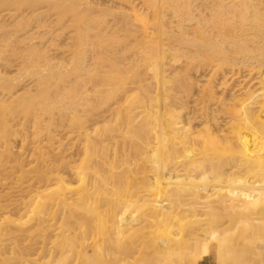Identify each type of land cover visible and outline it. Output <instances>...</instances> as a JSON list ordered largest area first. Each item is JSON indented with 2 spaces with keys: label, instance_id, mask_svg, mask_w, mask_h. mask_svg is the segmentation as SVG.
I'll list each match as a JSON object with an SVG mask.
<instances>
[{
  "label": "bare ground",
  "instance_id": "obj_1",
  "mask_svg": "<svg viewBox=\"0 0 264 264\" xmlns=\"http://www.w3.org/2000/svg\"><path fill=\"white\" fill-rule=\"evenodd\" d=\"M163 4L165 18L171 27L158 30L161 26L155 24V28L152 29L156 30L159 36H165V40L170 42L168 45L165 44L168 47L165 51L161 37L157 36V38L141 32L142 37L147 39L143 44H146L145 49L148 51L139 52L142 55L141 59L129 60L132 54L124 52L126 49L122 46L119 47L120 36L118 35L120 32L132 34L134 32L132 27L125 30L123 26L136 27L135 25L138 26V22L141 21L122 10L121 13L114 12L117 16H112L113 24L106 25V22L102 24L97 34H102V37L91 51L86 50L88 34L79 31L69 33L67 38L71 42L67 51L68 59L65 65L53 64L55 70L52 72L40 75L47 71L49 66L39 65L40 59H43L40 52L33 55L32 74L44 78L56 75L64 82L61 87L55 85L54 98H47L50 103H40V110H43V113L49 112L52 106L62 102L65 117L70 115V118L75 120L78 116L85 115L86 120L91 123V128L85 130L79 127L74 131L75 137L82 145V157L76 166L70 168L74 179L78 181V186L80 183L75 192L76 198L67 197L63 177L51 170L45 175L41 174L37 182L35 181L36 185L31 184L29 180V184L27 181L25 184L24 182L14 183L11 190L16 191L18 195L22 191V184L27 190L23 189V191L30 192L27 198L25 197L26 201L22 200L20 205L15 204V201L14 204L9 202V199L7 202L6 193L0 195V211L7 212L12 208L11 210L16 209L18 212L24 210L23 213H27L30 211L27 210L28 208H34L37 214V217L34 216L33 221L30 222H20L22 219L20 216L18 219L9 216L2 218L4 223L0 225V264H20V261L26 258L23 255H29V247L22 246L25 242L22 240L24 242L22 243L19 240L23 237L27 239L26 234L31 236L33 227L35 231L37 230L36 232L45 235L50 228V211L54 205H63V212L67 211L69 214L65 217L66 220L62 219L64 223H59L62 220L58 222L62 226L59 227V233L55 234L54 240L48 241L51 248L49 247L46 252L43 251L44 245V247L39 246L43 254L46 252V257L50 254L53 258L57 256L56 260L54 259L57 264H102L104 259L101 260L100 256L98 258L94 254L91 256L88 251L94 253L96 250L105 249V255L111 256V248L107 250L106 248L108 242L113 241L106 238L107 232L103 235L107 246L104 238L105 245L99 249L100 241L98 244L96 240H92V244L86 246L80 245V237L75 232L77 227L91 228L83 227L89 224L88 219L91 216L88 215L91 213L94 216L97 208L91 206L90 209V205L87 204L89 208L86 209L89 213L85 215L89 217L88 219L84 217L78 219L73 215L74 210L85 209L86 200H94L92 201L94 205L95 196L102 193L101 197L96 198V201L98 200L96 204L98 205L100 201L104 205L113 202L110 208H106V205L102 206L112 211V216L110 212L109 215L111 228L115 234L111 236L109 232V237L114 238L116 235L120 242L119 248L117 240L113 243H116L117 247L111 246V243L110 246L113 249L118 248L119 254L124 257L117 259L116 262L105 259L108 263L121 264L139 253L141 264H197L199 258L207 255L208 246H201V240L195 237L198 236L197 232H203L206 229L210 235L206 231L204 234L215 237L211 243L216 245V264H225L226 260L230 263L226 256L230 254L226 246L228 241L224 237L228 230L226 228V231L219 233V229L224 225L220 223L219 217L221 215L236 218L239 216L237 219H242L240 215H248L259 222L255 229H264L262 225L264 220V131H259L262 127L260 125L264 122L259 117L262 121L255 120V123L253 118L255 115L257 117L258 111L254 110V107L259 105L251 106V103L257 102L254 101L257 97L264 98V70L261 71L263 74L261 81L258 79L257 85L254 84L258 88H254L255 91L260 93L253 96L254 91L250 92V90V93L246 95L247 99H250L248 103L245 102L248 108L243 105L244 103L239 102V97L231 105L229 99L232 97L227 92V76L235 80L236 84V77L234 78V75L232 77L231 72L236 71V76L239 73L238 78L240 80L242 78V82L247 84L246 81L254 73L253 71L256 69L260 71V68L264 66V0H163ZM139 27L143 28V26ZM153 35L156 36L154 32ZM109 52H113L112 56ZM166 54L176 58L177 61L170 64L169 60L166 61L168 58ZM178 62L179 67L173 65ZM223 65L228 70L225 72L226 70L223 69L224 74L220 71ZM199 69L208 70L209 74H206V77L211 78L214 84L210 81L211 85H209V79L206 78L208 83L203 82L207 84L199 86L192 94L190 90L197 85L187 78L186 72L191 70V76L192 71L198 73ZM242 72L245 74L241 75ZM202 74H199L198 79L203 78H201ZM217 76L221 78L214 80ZM230 77L229 80H231ZM255 77L259 78V74ZM3 78V75H0V80ZM255 79H253L254 82H256ZM148 80L156 84L153 91H150ZM197 81L196 79L193 82L200 83ZM216 81L218 82L215 84ZM170 83H173V86H167ZM228 83H230L228 86L232 85L231 82ZM235 84L234 88H237L235 86L239 84ZM222 88V91L226 90L225 95H227L226 92L229 94L230 106L233 109L236 108L233 112L240 107L239 110H242L237 112L236 117L232 115L233 112L231 113L230 116H233L231 121L233 120L232 123L235 121L236 126L232 125L229 128L231 130L228 129L229 132L221 128L227 116L223 117L224 121L220 124L218 122L220 116L217 117L215 114L222 108H219L221 102L214 92L217 93V89L221 91ZM25 89L7 94L1 93L0 96L19 99ZM29 89L30 87H27L26 90ZM199 89L200 91L197 92ZM241 89L237 92L244 90V88ZM229 90L233 92L234 89L231 86ZM244 92L246 94L245 90ZM217 95L219 96L218 93ZM216 97L218 98L216 101L220 102L219 104L216 102L217 105ZM249 107L253 108L254 114L255 112L257 114L254 115ZM224 108H227V105ZM224 112H219V115H225ZM0 120L7 123L4 113L0 116ZM85 123L86 121L80 122L81 125ZM229 123L231 126L232 123ZM255 124L258 125L255 126ZM243 127L253 132L254 138L249 137L253 138L252 141L248 140V135L245 136ZM250 143L253 146L251 148ZM235 163L245 165L247 169L243 168L248 171H244L249 174L244 175L249 176L241 179L243 174H235V171H232L235 169L233 168ZM236 175L240 177H235ZM108 179L113 183L105 182L109 181ZM102 184L106 189H103V186L101 189ZM13 194L15 196V192ZM100 198L102 200H99ZM85 210H83L84 213H86ZM102 213H100L102 218L99 219L105 220ZM194 216L203 219L197 218L198 220L192 222L187 220ZM69 220H72V226ZM32 222L33 227L30 226ZM236 223L234 225L237 226L238 223ZM95 225L92 227L95 228ZM183 228H188L189 233L179 238L176 231ZM109 231L112 233L111 229ZM24 232L28 233L22 237ZM239 238L249 248L255 247L256 240L259 239V237L254 238L243 233L239 234ZM28 239L27 241H31ZM27 244L31 245V242ZM79 247L80 250H77ZM59 251L62 252L57 255ZM105 255L102 257L105 258ZM116 255L112 254V259H115ZM235 255L232 256H235L236 262L232 263L250 264L246 261L250 258L245 257L247 254H244V258ZM31 256L28 257L31 258ZM241 258L245 259L246 263H241L242 261H239ZM251 260L253 261L254 258ZM106 261L105 264H107Z\"/></svg>",
  "mask_w": 264,
  "mask_h": 264
},
{
  "label": "rangeland",
  "instance_id": "obj_2",
  "mask_svg": "<svg viewBox=\"0 0 264 264\" xmlns=\"http://www.w3.org/2000/svg\"><path fill=\"white\" fill-rule=\"evenodd\" d=\"M122 10L126 11L128 14L134 15L138 21H141V22H138V26L134 24L136 27H134V26H123V29H125V30L131 29V27H132V30H134V32H132V34L120 32V35H118V36H120L118 39L119 47L122 46L123 49H126L124 52H128V54L131 53L132 56L129 58V60L135 61L137 59L142 58V55L139 52H142L143 50L145 52L148 51L145 49L146 44H143L144 41H147V39L142 37L141 32H144V33L146 32L145 35L151 34L149 36L157 37L160 34L158 35L156 30L152 29L155 24L161 26L160 28H158V30L164 29V27H171L167 22L168 20L165 18V8H164L163 0H40V1H36V2H34L32 0H0V75H3V77H4L2 80H0V94L1 93L7 94L9 92H15L16 90H21L23 88L27 89V87H30L29 90L25 89L24 92L22 91L24 94H22L21 98H19V99H13L12 97H9V96H0V116H2V113H4L6 121H7V123L5 124L2 120H0V195L2 196L6 193L7 194L6 197L8 196V198L5 199L6 201H7V199H9V202L13 203L15 201L14 203L15 204L19 203V205H20V202L22 200L26 201L25 199L28 196L27 194L30 192L29 191H28V193L25 192L27 190L24 188L23 185L27 182L29 184V181H31L30 182L31 184L36 185L38 177H40L41 174H44V175L47 174L48 172H50V170L52 172L55 171L54 172L55 174L59 173V175L63 177L64 186L67 188L65 191L67 194V197L71 198V199L76 198L75 192L78 190L80 183L78 186V181H76L74 179V176H73L72 172L70 171V168L76 166L78 164V161L82 157V152H81L82 145L80 144L79 140H77V138L75 137L74 131H76V129H78L79 127H82L85 130L90 129L91 123L86 120L87 117L85 115L78 116L75 120H72L70 118L71 117L70 115L65 117L64 116L65 111H63V109H62V106H63L62 102H61V104H55L54 106H52V109L49 112L43 113L44 111L40 110L39 104L40 103H50V100L47 98L48 97L51 99L54 98L53 95L56 91L55 85L57 84L58 87H61L62 85H64V82L62 81L61 77H57L56 75L55 76H47L46 78L40 77V75L48 74L49 72H52L53 70H55V68H53V64L65 65V62L68 59V57H67L68 52L67 51L69 50L70 42H71L67 38L69 33L79 31V32H83V34H88V36L86 38V50L91 51L93 49L95 43L99 40V38L102 37V34L97 35L98 32H100V29H101L100 27L102 26V24L104 22H106V25L107 24L109 25L111 23L113 24L112 16H117L116 14H114V12L121 13ZM139 26H143V28H141ZM150 26H152V27H150ZM91 27H95V28L90 29ZM120 27L122 28V26H120ZM96 29H97V31H96ZM152 31L156 34V36L153 35ZM94 32L95 33L97 32L96 35ZM131 35H133V36H131ZM159 37L162 38L161 43H163V45H164V47H163L164 51L167 50L168 47H166L165 44L168 45L170 42H167L165 40V38H164L165 36H163V37L159 36ZM39 52L43 56V59H42L43 61L40 59L41 62L39 63V65L47 64L49 67L47 68V71H44L40 75H35V74H32V71H34L33 55H35ZM109 53L112 56L111 53H113V52H109ZM166 56L168 57L166 59V61L169 60L170 64L177 61L176 58H171L167 54H166ZM5 61H7V62H5ZM9 61H10V63H9ZM142 62H143V60H142ZM173 65L176 67H179L177 65H180V63L179 62L174 63ZM223 67H225V66L223 65L222 68L221 69L219 68V69H220V71H222L221 73L224 74L228 70H227V67H225V68H223ZM223 69L226 71L223 72L224 71ZM262 69L264 70V66H262L260 68V71H259V69H256L255 71H253L254 73L255 72H257V73H255V74L253 73L251 75V77L249 79H247V81H246L247 84L245 82H242L243 81L242 78H241V80L238 78L239 73L236 76V71L231 72V74H232L231 76L233 77V75H234V78L236 77V84H235V80H233L230 76H229L230 79L233 81L229 80V77L227 76L228 73H226L227 74L226 76L228 78V80H227V78L225 77L227 80V92L230 95L227 92H226L227 95H225L224 92L226 90L222 91L223 88L221 89V91L219 89H217L219 92L216 90L217 93L219 94V96L217 95L216 92H214V95L216 94V96L219 97V101L221 102V103L219 102L220 103L219 108L220 107L222 108V110H221L222 113L224 112L225 109H227V111L225 110L226 113L224 112L225 115H219L221 113L220 110L217 111L218 113L217 112L215 113L217 117L220 116L218 118L219 119L218 122H220V124H221V121L222 122L224 121L223 117L227 116L224 123L221 124V126H222L221 128L227 129L226 131L229 132V130H231L229 128H231L232 125H233V127L236 126L235 121H234L235 124L232 123L233 120L231 121V117H233V116H230L231 113L236 110V108L233 109V107L230 106L229 100H230V103L232 105L236 101V99L239 97L238 98L240 100L239 102L244 103L243 105L248 108V105H245V102L248 103L250 101V99L248 98L249 99L248 100L246 95L249 94L250 92H253V91H254L253 96L260 93L258 91H255V89H258L255 87V85H257L256 84L258 82L257 80L258 79L260 80V78H262V75H263L261 72ZM200 71H201V69L198 70V73H196L195 71L194 72L192 71L191 76H190L191 70L188 71L189 74L186 72L187 78H189L193 84L197 85L196 88L192 87V89L190 90V92L192 94H194L195 90L198 89L199 86L201 87V86H203V84L206 85L208 82H209L208 84L211 85L210 83L214 82L211 80V78L209 79L208 76L206 77V74L207 75L209 74L208 70L206 71L204 69V71L203 70L201 72ZM201 73H203L201 75V78L202 77L203 78L200 80V78L198 79V77H200L199 74H201ZM193 74L196 75V77ZM240 74L244 75L245 73L242 72ZM258 74H259V78L255 77V76H258ZM220 76H222V74ZM220 76H217V78L215 77L216 79H214V80L221 78ZM147 77L148 76H146V78ZM206 78L209 79V81L205 80ZM237 78H238V80H237ZM252 78L253 79L256 78L255 79L256 82H254V80ZM196 79L200 83H196V82L194 83L193 81H195ZM239 81H241L240 84H239ZM148 82L150 84L149 85L150 91H153L156 84L154 82H151L150 80H148ZM203 82H207V83H203ZM217 82L218 81H216L215 84ZM228 82H231V84H232L231 86L236 92L233 90V92H234L233 93L232 90L231 91L229 90L231 86L230 85L228 86V84H230ZM234 84L235 85L239 84V86H235L237 88H234ZM243 84H244V86H243ZM167 86H173V83H170ZM243 88L246 91V94H245ZM82 89L83 88H81V90ZM200 89L197 90V92L200 91ZM240 89L243 90V91H241L242 95H241V92L240 93L237 92V91H240ZM84 90H85V87H84ZM92 94H93V92H92ZM90 95H91V92H90ZM228 95L231 96L232 99H229ZM226 96L228 98H226ZM217 97L215 99V103L216 102L218 103V101H216V100H218ZM240 98H242V99H240ZM258 98L259 97L254 99V101L255 102L257 101V102L251 103V106H252V104L253 105L254 104L259 105V107L254 105L255 106L254 110L257 109L258 114L260 112V115H258L257 112H255V114H257V117H256V115L254 114L253 108L251 109L249 107V109L253 110V114L255 115V117L253 118L254 121L255 120L256 121L257 120L262 121V119H263V122H264V112H263L264 111V106H263L264 105V98H261V97H260V99H258ZM261 102H263L262 105H260ZM217 103H216V105H217ZM223 104H224V106H223ZM226 105H227V108H224V107H226ZM249 106H250V104H249ZM228 107L231 109H229ZM260 107H262V108H260ZM240 108H238V110L236 112H233L232 115H234L236 117V115H238L237 112H242V110L241 111L239 110ZM261 109H263V111ZM229 110H230V112H229ZM227 112L230 114H228ZM253 114L250 116L251 118L253 117ZM228 116H230L229 119H228ZM235 117H234V120H235ZM259 117L262 119L260 120ZM68 118H69V120H68ZM226 120H227V124H226ZM82 121H86V123L81 125L80 122H82ZM256 121H255V123H256ZM229 122L232 123L231 126H229V124H230ZM257 125L255 124V126H257ZM241 126H242V123H241ZM260 126H262V127H260L261 129L259 131L263 132L264 131V123H263V125H260ZM97 127H99V125H97ZM243 130L246 133V135H245V133H244V135L245 136L248 135V138L254 136V134H252L253 132L251 130L249 131V129H247V128L245 129V127L242 128V131ZM250 134H251V136H249ZM253 138H249L248 140L250 141V139H251V141H252ZM249 145L251 148V146H252L251 143ZM238 163L240 164V162H238ZM232 164H233V162L230 163L231 166H232ZM233 166H235V167H233L235 169L232 170L233 168H231V170L235 171V174H237V175H238V173L243 174V175H241V177H242L241 179H243V177L245 176L244 174L248 173V172H245V171H248V170L244 169V168L247 169V167H245V165H238L235 163ZM227 167L229 168V166H227ZM88 172H92V171H88ZM248 174L244 178L249 176ZM237 175L235 177H240ZM23 182H24V184H22V186H21L22 191L19 192V195L16 193V191L11 190V188L14 187V183H23ZM105 182L113 183V182H111V180H109V181L106 180ZM102 186H103V189H106V187H104L105 186L104 184L101 185V189H102ZM99 188H100V186H99ZM23 189L25 191H23ZM98 191H100V190H98ZM13 192H15V196H14ZM102 195H103V193L98 195V196L101 197ZM98 196H95V202H94L95 206L93 205V202H92L94 200H91V199L86 200V203H85L86 205L87 204L90 205V209H91V206H93V208H97V209H95L96 211H94L95 217L90 213L88 216H91V218L88 219L89 217H87L85 215V214H87V212L89 213L88 209H86V208H89L88 207L89 205H87V207L85 205L86 210L85 209H82V210L78 209L76 211L74 210V214H73L78 219H82L83 217L88 219L89 224H92V225L96 224L95 228H93L92 225L89 226V224L88 225L85 224L83 228H86V227H89V228L91 227V228L90 229H88V228L80 229L77 227L75 232H76V235H78L80 237V239H79V242H81L80 245L86 246L87 244H92V242H91L92 240H96L97 243L99 244V241H100V244L98 245L99 246L98 249L103 247V245H105V244L107 246L106 238H109V240L112 239L111 241H113V242H108L109 248L108 247L106 248V246L104 247V248H106V250L111 248L110 249V250H112L111 256L105 255L106 254L104 251L105 249H103V250L100 249L101 251L96 250L94 253L90 252V250L88 249L89 250L88 254L90 253L91 256L93 254L97 255L98 258L101 257V260L104 259V260H102V264H105V261L109 260V259H111L113 261L115 260V262H116V260L121 258L122 255H120L118 252V248L120 247V242L117 240V237H115L116 235H114V238L113 237L110 238L111 236H113V234H115V233H113L114 232L113 228H111L112 227V224L110 222L111 217L109 215V212H110L109 208L112 207L111 204L113 202L106 203V201H104L106 203L105 204L106 206H105L104 203H102L100 201V202H98V205H97L96 203L98 200L96 201V198H98ZM92 199H94V198H92ZM10 200H12V201H10ZM16 200H18V201H16ZM90 200H91V202H90ZM99 200H102V199L100 198ZM102 205L105 206L106 208L109 207L108 208L109 210L104 208ZM96 206H98V207H96ZM63 208H64L63 205H54L52 207V209L50 211L51 212L50 213V219L51 220L49 223L50 228H49V231H47L48 233L46 232L45 235H42V234H40V232L39 233L36 232L37 230L36 231L34 230L35 228L33 226H31L33 224V222L31 224L29 223L30 226L34 228V229L33 228L31 229V230H33V232L30 233L31 236H28L29 234H26L27 239L29 238L31 241H27V239H25L26 237L25 238L23 237V236H25L24 235L25 233L30 232V230H29L28 232H24L22 235L23 239L21 238L19 240L22 243L25 242L26 245L25 244L22 245L21 242H19V243L22 246L29 247L28 252H30L31 254L29 253V255H27V254L23 255V257H26V258H23L20 261V264H22L23 262H24V264H26L25 262H28L27 264H31V263L32 264H45V263L46 264H57L54 261V259L56 260V258H57V256H55V254H53V256H55L53 258L51 254L48 257H46L47 255H45V253L47 252V249H49V247L51 248V244L49 242H52L54 240L53 238H55L54 237L55 234L59 233V229H60L59 227L62 226L59 223H62V222L64 223V221L62 219H65V217H67L69 214L67 211L63 212ZM11 209H10V211H7V212L0 211V225L2 223H4V220L2 219L4 216H9L13 219H18L20 216V217H22L20 222H30L34 216L37 217V214L34 212V208H28L27 210H30V211L27 213H23L24 210L18 212V210H16V209H14V210H11ZM103 209H105V210H103ZM83 210H85L86 213H84ZM101 210H103L106 213V215H105V213H102L103 211H101ZM106 211H108V212H106ZM100 213L103 214V217L105 220L99 219V218H102V215L100 217ZM107 213H108V215H107ZM111 213H112V211L110 212V214ZM106 216H107V218H106ZM111 216H112V214H111ZM195 217L196 216L189 217L187 220L192 222V221L199 219L198 216L196 217V219H195ZM238 217L239 216H237V218ZM240 217H242V219L241 218L237 219L234 216L233 217H229V216L224 217V215H221L219 217L220 223H222V224L224 223V225L222 226L223 229L220 228L219 233L222 231H226L225 230L226 228L228 230V232L227 231L225 232L224 237H226V239L228 241L226 246H227L228 254L230 253L229 254L230 256L229 255H226V256H227V259H229L228 261H230V263L227 262V260H226L225 264H228V263L234 264L236 262V260H234L235 259L234 257L236 256L235 254H237L238 257H239V255H240V257H243L244 254L245 255L247 254L245 256L246 258L247 257L251 258V255H252L253 257L251 259L254 258V260L252 261L249 258L250 259V262H249V259H246V261H248L247 263L264 264V244H263V242H264V229L263 230L255 229V226L258 225L259 222L254 221L253 217H249L248 215L247 216H244V215L241 216L240 215ZM94 219H96L95 222H97V223L94 222ZM200 219H203V218H200ZM240 219H241V221H240L241 223L238 222ZM60 220H62V221H60ZM91 221H93V223ZM105 221H107V222L104 223ZM236 221L238 223L237 226L234 225V223H236ZM71 222H72V220L69 223H71ZM225 222H226V225H225ZM262 222H263L262 225L264 226V220ZM71 226H72V223H71ZM106 226H108V227H106ZM109 226H110V228H109ZM92 228H93V230H92ZM97 229H99V230H97ZM108 229L109 230L111 229L112 233ZM102 230L103 231L105 230V231L103 232ZM207 230L208 229H206L204 231L207 232ZM82 231H83V233L81 234ZM84 231H87L88 233L86 234V232H84ZM204 231L203 232L200 231L201 233L197 232L199 237L196 236L195 238H197L198 240L199 239L201 240V246H208V251H210V258H211V260H213V263L215 261V264H216V260H215V249H216L215 246L216 245L214 243H211L215 240V237H208L207 235L209 233L207 232L208 234H204V233H206ZM105 232H107L108 235L107 234L105 235ZM109 232L111 235L110 237H109ZM35 233H37L38 235L37 234L35 235ZM99 233H100V235L102 233V235H101L102 238L99 235ZM176 233L178 234L179 238H182V237H185L188 235L189 229L183 228L179 231L177 230ZM240 233H243L245 235H250L254 238L259 237L260 240L257 238L258 241L256 240L255 247L249 248L239 238ZM33 234L35 235V237H33L34 236ZM52 234H53V236H52ZM49 235H50V237H49ZM87 235H88V237H87ZM103 235H105L106 238H105V236L103 237ZM153 236H151V237H153ZM200 236H203V237L200 238ZM30 237H33L34 239L33 238L31 239ZM35 238H36V241H35ZM104 238H105V244L103 243ZM84 239H86V240L88 239V241L85 240L86 241L85 242ZM115 240H117L116 241L117 246H118L117 249H115V248L113 249V247H117L116 243L113 244L115 242ZM82 241H84V242L82 243ZM28 242H31V245H29L30 243L27 244ZM42 243H44V244H42ZM32 244H34V245L32 246ZM40 245L45 246V247L43 246L44 247L43 251H46V252H44V254L42 252V249L40 250V247H39ZM48 245H50V246H48ZM110 245L113 247H111ZM30 246H32V248H30ZM31 250H33V251L31 252ZM77 250H80V247L77 248ZM115 250H117V252ZM245 251H248V252H245ZM60 252H62V251H59L57 253V255L61 254ZM249 252H250V254H248ZM116 253H117V255H116ZM208 253L209 252H207V255H208ZM112 254H113V256L116 255L115 259H112V257H113ZM138 254L139 253H137V255L135 254L134 257H132V258H128L123 263L124 264H127V263L128 264H141V258L139 257L140 254L139 255ZM241 254H242V256H241ZM44 255H45V257H44ZM104 255H105V258L102 257ZM232 255H235V256H232ZM28 256L29 257L31 256L32 259L29 258ZM228 256H229V258H228ZM50 257H52V258L50 259ZM107 257H109V258H107ZM232 257H233L234 261L232 260ZM92 258H94V257H92ZM122 258H124V257H122ZM202 258H199L197 260V264H202ZM239 261H242L241 263H246L245 259H242V258ZM243 261H245V262H243ZM232 262H234V263H232ZM237 262H238V260H237ZM113 263L107 262V264H113ZM123 263H121V264H123Z\"/></svg>",
  "mask_w": 264,
  "mask_h": 264
},
{
  "label": "crops",
  "instance_id": "obj_3",
  "mask_svg": "<svg viewBox=\"0 0 264 264\" xmlns=\"http://www.w3.org/2000/svg\"><path fill=\"white\" fill-rule=\"evenodd\" d=\"M208 255H205L203 258H202V264H215V261L213 263V260H211L210 258V251H208Z\"/></svg>",
  "mask_w": 264,
  "mask_h": 264
}]
</instances>
